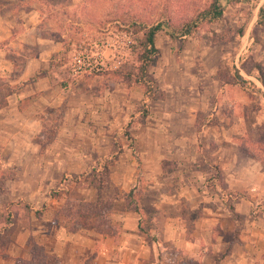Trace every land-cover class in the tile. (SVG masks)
Returning <instances> with one entry per match:
<instances>
[{
    "label": "rangeland",
    "instance_id": "1",
    "mask_svg": "<svg viewBox=\"0 0 264 264\" xmlns=\"http://www.w3.org/2000/svg\"><path fill=\"white\" fill-rule=\"evenodd\" d=\"M206 1L47 0L43 5V0H0V14L13 26L11 42L0 43V56L6 60L0 79L15 88L14 93L23 89L30 91L26 85L44 76H48L46 84L59 89L60 96L64 87L67 90L65 127L59 123L63 119L62 110L55 112L54 108L37 103L43 93H35L18 100V111L6 110L10 117L0 128V135L13 138L32 135L33 143L43 152L50 147L54 153L63 146L67 148V161L78 172L47 176L51 183L50 196L63 199L58 211L50 210V217H60L66 230L67 223L70 229L85 226L107 230L103 226L109 223L113 199H126L132 208L145 201L143 192L151 181L144 180L145 162L141 160V153L147 147L144 138L148 136L158 141L177 136L193 141L183 146L189 154L192 148L199 154L196 165L200 184L218 187L220 193L216 195L220 200L230 201L233 197L222 190L223 176L213 159L217 150L236 152L245 162L244 156H247L249 170L256 167L264 171V86L255 81L259 75L255 69L258 64L263 67L264 81V26L257 24L264 0L233 3L226 7L219 22L200 25L185 38H171L169 35L182 31ZM31 9L40 18L37 35L59 42V51L51 55L55 58L52 61L50 58L46 70L21 82L17 79L25 60L38 51L35 44H22L23 39L31 38L22 26L23 12ZM159 22L164 28L155 37L156 65L147 68L157 98L150 100L144 98L143 87L136 82L141 75L143 49L140 44L144 33L141 26ZM242 29L244 32L239 36ZM47 95L48 92L44 99ZM9 97L11 100L12 95ZM96 105H107L105 123H111L112 105L118 109L119 117L110 144L103 146L107 154L97 159L94 152L97 148L91 143V140L96 142L95 130L90 126L96 121ZM5 108L7 105L2 109ZM32 112L42 118L40 123L33 122L37 115ZM63 133L67 135L66 142L60 140L56 144L57 137ZM113 144L116 150L121 148L115 161ZM170 148L175 155L161 161L164 173L174 171L180 161L177 149ZM18 149L19 145L15 147L11 143L0 154L3 211L0 228L7 233L15 230L17 219L29 215V206L17 196L18 190L30 185L35 177L32 161L19 158ZM125 151L128 158L116 166L119 157L125 159L122 156ZM80 152L89 158L80 159ZM43 161L46 162H40ZM120 183L126 186L124 190L115 185ZM249 183L255 184L251 180ZM59 184L63 185L62 190ZM95 186L100 189L99 196ZM86 187L96 191L95 201L80 202L78 189ZM43 211L45 208L41 207L36 212L41 215ZM33 264H57V261L42 250H35Z\"/></svg>",
    "mask_w": 264,
    "mask_h": 264
},
{
    "label": "crops",
    "instance_id": "2",
    "mask_svg": "<svg viewBox=\"0 0 264 264\" xmlns=\"http://www.w3.org/2000/svg\"><path fill=\"white\" fill-rule=\"evenodd\" d=\"M23 16L25 22L22 26L26 36L31 35V38L23 39L22 44H35L38 51L25 60L17 79L21 82L46 70L51 55L59 51V42L49 36L37 35L40 18L36 10L23 12ZM2 17L0 14V43H10L13 26ZM2 57L0 56V71L6 68V60ZM47 78L48 76H44L26 85L27 88L30 86V91L23 89L12 94V103L10 97L7 99V109H0V128L10 117V112L6 110L12 108L11 111H18V100L35 93H43L37 103L54 108L55 112L62 110L63 119L59 123H63L65 127L66 87H62L64 91L60 96L58 88L46 84ZM255 81L258 82L256 78ZM47 92V98L44 99ZM106 106H95L96 121L90 123L95 130L96 142L91 140L97 148L94 151L95 159L107 154L103 151V146L110 144V137L119 125L118 109L114 105L111 106V123H105L108 113ZM28 110H24V113ZM32 114L37 115L34 112ZM41 119L38 115L34 116L33 122L40 123ZM143 126L148 130L146 124ZM19 128L22 127L18 126ZM60 140L66 142L67 135L63 133L55 143L59 145ZM144 141L147 147L141 153V160L145 162L143 176L144 180L151 182L143 192L145 201L139 204V212L128 207L124 199H116L110 209L109 223L103 226L107 230L85 226L70 229L68 223L66 230L61 225L60 217H50V210L58 211L63 199L50 196L48 188L51 183L47 176H65L78 172L67 161V148L63 146L58 153H54L55 150L50 147L43 152L33 143L32 135H16L14 138L0 135L1 156L8 144L13 143L15 147L19 145L20 149L16 151L18 157L31 160L35 174L30 185L21 187L17 196L29 206V215L27 218L17 219L15 230L9 233L0 228V264H33L35 250H42L53 257L57 264H264L262 168L253 167L249 170L247 156H244L245 162L236 152L217 150L213 159L223 176L222 190L233 197L230 201L220 200L216 195V192L220 193L218 187H204L200 184V171L196 165L199 163V154L196 148L195 152L192 148L189 154L183 146L184 143L193 144V141L180 136L160 141L154 136H148ZM170 147L177 149L176 155L180 161L174 171L164 173L161 161L175 155L171 153L173 149ZM80 153V159L89 158L85 153ZM122 156L125 159L119 157L116 166L123 164L128 153L125 151ZM41 160L46 162L41 163ZM250 180L255 184L250 185ZM68 183L70 182L67 181V188ZM115 185L123 190L126 188L124 183ZM58 186L60 190L63 189L62 184ZM78 194L80 202L96 200V191L91 187L78 189ZM148 197L151 198L146 201ZM41 207L45 208V212L40 215L36 211ZM2 212L0 206V219ZM1 225L0 221V227Z\"/></svg>",
    "mask_w": 264,
    "mask_h": 264
},
{
    "label": "trees",
    "instance_id": "3",
    "mask_svg": "<svg viewBox=\"0 0 264 264\" xmlns=\"http://www.w3.org/2000/svg\"><path fill=\"white\" fill-rule=\"evenodd\" d=\"M249 2V1H255V0H208L206 1L202 7L198 10V12L196 13L195 17L184 24L183 30L180 32H177L176 35L175 34H170L169 36L171 38H185L187 37L192 31L193 29L199 27L200 25H211L214 23L219 22L223 15H224V11L226 9V7H228L229 5L233 4V3H239V2ZM256 1H260V0H256ZM47 2V0H43V5H45ZM257 24L260 26H264V5H262L258 11V21ZM139 26L140 28V24L137 23V27ZM163 25H161V23H156L153 24L149 27L146 26H141V29L144 30L143 33V40L141 42V46H142V57H141V65L139 68V72H140V79L138 81H136L137 83H139L142 87H143V96L145 99H156L157 95H156V91L153 89V81L151 78H149L147 76V68L148 67H154L156 65V56L158 55V49L155 46V37L156 34L160 31H163ZM243 29L240 30L238 32L239 36H242L243 34ZM66 50V49H65ZM55 56H52L51 61L54 60ZM52 66V62H50V65ZM256 72L259 73L258 76H256L255 78L258 80V82L264 86V81L262 80L261 76L263 74V67L261 65H256L255 67ZM33 81V80H32ZM7 82L3 81V79H0V109L6 107L7 105V98L14 94L15 92V88L9 87L8 84H6ZM4 91V92H3ZM146 115V112H145ZM143 115V116H145ZM115 144V143H114ZM113 144V154H112V158L114 159V161L118 158L120 152H121V148H119L118 150L115 149ZM133 156L137 159L138 161V157L136 155V152L133 150ZM95 190L97 191V195H100V189L95 186ZM132 191L129 193V195H131ZM116 199H113L111 202H113ZM127 206L130 207V203L129 201H127L125 199ZM86 207V205H85ZM112 207V206H111ZM111 207L109 209H111ZM132 208V207H131ZM133 209H135V211L138 213L139 212V208L138 207H134ZM5 233H7L8 231L4 230ZM2 236H0V240H1Z\"/></svg>",
    "mask_w": 264,
    "mask_h": 264
},
{
    "label": "built area",
    "instance_id": "4",
    "mask_svg": "<svg viewBox=\"0 0 264 264\" xmlns=\"http://www.w3.org/2000/svg\"><path fill=\"white\" fill-rule=\"evenodd\" d=\"M127 43H128V44H130V42H129V41H128ZM64 181H65V180H64Z\"/></svg>",
    "mask_w": 264,
    "mask_h": 264
}]
</instances>
